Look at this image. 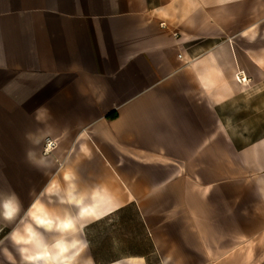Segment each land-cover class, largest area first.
Returning <instances> with one entry per match:
<instances>
[{
  "label": "crops",
  "instance_id": "crops-1",
  "mask_svg": "<svg viewBox=\"0 0 264 264\" xmlns=\"http://www.w3.org/2000/svg\"><path fill=\"white\" fill-rule=\"evenodd\" d=\"M14 157L27 264H264V0H0Z\"/></svg>",
  "mask_w": 264,
  "mask_h": 264
},
{
  "label": "rangeland",
  "instance_id": "rangeland-1",
  "mask_svg": "<svg viewBox=\"0 0 264 264\" xmlns=\"http://www.w3.org/2000/svg\"><path fill=\"white\" fill-rule=\"evenodd\" d=\"M10 162V165L0 172V200L5 192L13 191L25 195V163L17 157L11 158ZM18 200L25 207V197H20ZM21 209L25 210V208ZM1 227L0 225V264H27L25 262V250L28 249L25 247V214L18 215L12 226ZM10 232H12L13 240H5Z\"/></svg>",
  "mask_w": 264,
  "mask_h": 264
},
{
  "label": "built area",
  "instance_id": "built-area-1",
  "mask_svg": "<svg viewBox=\"0 0 264 264\" xmlns=\"http://www.w3.org/2000/svg\"><path fill=\"white\" fill-rule=\"evenodd\" d=\"M242 79H244V78H242ZM50 147H51V143L49 142V143L46 144V148H45V150H46V151H49L48 149H49Z\"/></svg>",
  "mask_w": 264,
  "mask_h": 264
}]
</instances>
